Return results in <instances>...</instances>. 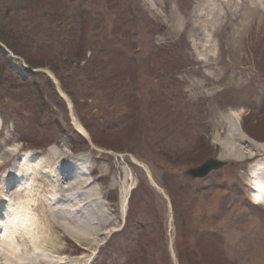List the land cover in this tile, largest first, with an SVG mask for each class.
Returning <instances> with one entry per match:
<instances>
[{
  "label": "rangeland",
  "instance_id": "obj_1",
  "mask_svg": "<svg viewBox=\"0 0 264 264\" xmlns=\"http://www.w3.org/2000/svg\"><path fill=\"white\" fill-rule=\"evenodd\" d=\"M254 1L0 0V193L35 176L50 188L60 174L71 184L59 177L57 189L84 195L81 209L65 204L76 209L66 223L100 234L72 239L56 207L61 250L39 258L264 264V204L249 174V154H264V7ZM232 113L243 159L230 156ZM209 160L225 165L184 174ZM15 162L32 177L18 178ZM10 171L18 180L6 186ZM83 175L85 186L74 180ZM5 249L0 264H14Z\"/></svg>",
  "mask_w": 264,
  "mask_h": 264
},
{
  "label": "bare ground",
  "instance_id": "obj_2",
  "mask_svg": "<svg viewBox=\"0 0 264 264\" xmlns=\"http://www.w3.org/2000/svg\"><path fill=\"white\" fill-rule=\"evenodd\" d=\"M254 4H256V7L262 6L263 8L264 0H256L254 1ZM231 119L233 122L232 124L233 131L231 134L236 136V139L239 144L237 146L234 144L232 146L230 145L231 146L230 151L232 152L231 153L232 155L230 156L236 159H243L246 150L242 147V144L245 143L246 141H245V137L243 136V132L238 126V122L240 118L237 117L236 114H233L231 116ZM229 144L230 142L226 141L225 147L229 146ZM263 156L264 154L262 153H258L255 156L253 154H249V157L258 160L256 164H254L250 168L249 174L252 177V179L256 182L253 188L258 193L259 196L258 200H260V202L264 204V157ZM43 166L45 165H43L41 162L37 165L38 168L40 169L43 168V170H45ZM12 167L14 168L13 169L14 173L19 175L18 178L27 176L26 175L27 172L24 169V164L15 162ZM37 167L33 166V170L36 171ZM33 173H29L27 177L28 178L32 177ZM37 177L38 176H35L32 179L30 178L32 184L29 183V180H25L24 178H22L24 181H26V183L24 184L18 183L17 181L18 184L15 185L16 184L15 182L16 180H18V178L14 177L13 174L11 175V171L9 174L6 175L5 180L7 182L4 181L6 183L5 185L11 186L12 183H15L14 184L15 187L13 188L14 192L12 193H10L9 191L0 193V246L8 249L7 250L8 252L10 251L11 256L7 258L6 261H11L14 264H19L18 261L20 256L18 255V252L21 249L24 251L28 250L29 255L31 254L29 259H32L34 257L38 258V261L40 262L39 264H61V261L58 258L44 259L38 257L39 255L42 256V249L44 250V248H49L52 252H60L61 250L58 246H56L57 238L53 237L52 224L49 225V222H51L50 219L52 217L53 218L57 217V214L61 212V217H62L61 220L62 219L64 220L60 226L71 236L72 239L81 238L84 241L92 242L93 236L96 235L100 236V234L96 230L89 232L83 225H80L79 222L75 225V228L78 229H76L75 232H71V230H74L75 228H71L70 226H68L69 224L66 223V219L69 220L66 216V213H71V214L75 213L74 210L76 209L68 207L67 205L65 206V204L70 202L72 203L73 207L76 206L78 207V209L79 208L81 209L83 202L82 203L80 202V204L78 205L77 200H81V198L84 197L83 193H76L75 195H67L68 194L67 191H64L59 188L57 189L55 185H57L59 177L60 180L62 179L63 186L65 184L67 185L71 184V180L69 178H65L60 174H58L57 176L55 175L52 177L54 181L50 183V185L52 186H49L50 188H44L40 185H34V183L37 182V180H39ZM74 180L76 183H79V185L83 183L85 186V184H87V181H85L86 177L84 175L83 177L77 176L75 177ZM24 185H26V188L23 187ZM68 189L71 191L72 188L71 189L68 188ZM21 192L22 193L24 192V196L23 195L18 196V194H20ZM13 193H17L15 199L10 198L11 194L13 195ZM38 194H40L41 196H38ZM48 194H51V197L50 195L49 197H47L46 195ZM123 194L124 195H122V208H123V212H125L127 207L129 192L126 191V193ZM23 197L29 198V201H31V203L33 204H31L30 206L24 204L25 207H20L23 203L21 202L20 205L17 201L19 202L21 200L23 201ZM50 205L54 206V208L48 210V207H51ZM61 206H63L64 208L63 210L61 211L59 210V212L57 211V213L55 212V210H53L56 207H59L61 209ZM36 210H38L39 212H37ZM88 221H84V224L88 225ZM95 225L96 224H94L93 226L95 227ZM20 241H24V242H22L21 244ZM76 263L79 264V261H76Z\"/></svg>",
  "mask_w": 264,
  "mask_h": 264
},
{
  "label": "water",
  "instance_id": "obj_3",
  "mask_svg": "<svg viewBox=\"0 0 264 264\" xmlns=\"http://www.w3.org/2000/svg\"><path fill=\"white\" fill-rule=\"evenodd\" d=\"M224 165H225V163H223V162H219V161H215V160H211V161L209 160L197 168L186 170L184 172V174L189 175L192 178H204L210 172H212L214 170H218L221 167H223Z\"/></svg>",
  "mask_w": 264,
  "mask_h": 264
},
{
  "label": "trees",
  "instance_id": "obj_4",
  "mask_svg": "<svg viewBox=\"0 0 264 264\" xmlns=\"http://www.w3.org/2000/svg\"><path fill=\"white\" fill-rule=\"evenodd\" d=\"M30 2H32V0H29ZM33 1H38V0H33ZM44 1H47V0H42V2H44ZM3 59H5V58H3ZM3 59H0V60H3ZM7 62V61H6ZM8 64H9V66H10V62H7ZM9 68V67H8Z\"/></svg>",
  "mask_w": 264,
  "mask_h": 264
}]
</instances>
